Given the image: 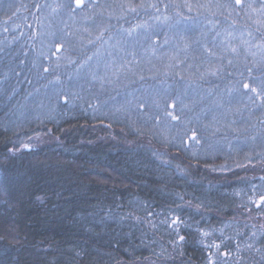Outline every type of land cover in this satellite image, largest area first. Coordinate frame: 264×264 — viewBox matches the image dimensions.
Instances as JSON below:
<instances>
[{
	"label": "trees",
	"instance_id": "trees-1",
	"mask_svg": "<svg viewBox=\"0 0 264 264\" xmlns=\"http://www.w3.org/2000/svg\"><path fill=\"white\" fill-rule=\"evenodd\" d=\"M134 2L0 0V264H264L259 13Z\"/></svg>",
	"mask_w": 264,
	"mask_h": 264
},
{
	"label": "snow or ice",
	"instance_id": "snow-or-ice-1",
	"mask_svg": "<svg viewBox=\"0 0 264 264\" xmlns=\"http://www.w3.org/2000/svg\"><path fill=\"white\" fill-rule=\"evenodd\" d=\"M75 4L77 8H81L84 6V0H75ZM185 7L188 8L189 11H191L192 9V5L190 4H185ZM198 7H200V5H197ZM234 7L239 8L241 11H243L245 8L247 9H251L252 12H258L259 13V17L255 22L260 24L261 26H264V0H260V7L259 9L255 8L251 3H246L245 0H234ZM144 7L143 4H139L137 5L134 0H127L126 4H121L120 8L122 10H124L125 12L128 13H135V14H139L137 12L138 8H142ZM150 7L154 8L157 12H159V7L155 4L150 5ZM248 13H246L247 15ZM167 17H165L166 19ZM143 27V25H135L132 26L131 28L127 29L126 31H128L129 35H131V33L133 31L136 30V28H140ZM249 35H251V33L249 32ZM101 37H97V39H100ZM250 43V42H247ZM256 48L261 50L262 52H264V45H256ZM228 51L233 54V55H238V50L236 47H229ZM252 55H255V53H252ZM229 64L232 63V60L228 61ZM261 67H260V71L264 72V55L261 56L260 61L258 62ZM116 71L118 72L119 69H116ZM247 71L249 73H251L253 71L252 68H248ZM215 74V73H213ZM256 83V86H251L248 83L243 84V88L246 90H249L251 93L255 94L258 98H264V79H260L258 82H254ZM258 88L260 89V91H258ZM250 99H252V97H249ZM173 119H176L175 116H173ZM261 201L264 202V196H261ZM259 206V205H258ZM173 223H177V221H173ZM180 240H183L184 237L180 236L179 237ZM251 245H249L250 247ZM218 247V246H217Z\"/></svg>",
	"mask_w": 264,
	"mask_h": 264
},
{
	"label": "rangeland",
	"instance_id": "rangeland-1",
	"mask_svg": "<svg viewBox=\"0 0 264 264\" xmlns=\"http://www.w3.org/2000/svg\"><path fill=\"white\" fill-rule=\"evenodd\" d=\"M98 18H100V15L97 16V19ZM92 23H94V21H89V24H92ZM85 26H88L89 28H92L95 30V28L92 26H89V25H85ZM80 28H81V25H79V29ZM97 58L98 59H95V60L94 59L88 60L84 62L82 66H80V69H78L75 73L74 80L70 82L73 86L82 84L83 80H86L89 77L88 75L96 76V73L100 74V52L98 53Z\"/></svg>",
	"mask_w": 264,
	"mask_h": 264
}]
</instances>
